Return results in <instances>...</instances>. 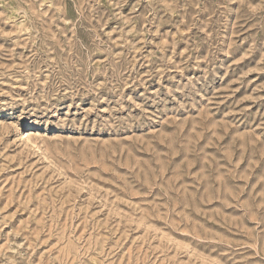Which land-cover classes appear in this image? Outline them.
I'll return each instance as SVG.
<instances>
[{"label":"rangeland","instance_id":"374dc122","mask_svg":"<svg viewBox=\"0 0 264 264\" xmlns=\"http://www.w3.org/2000/svg\"><path fill=\"white\" fill-rule=\"evenodd\" d=\"M0 264H264V0H0Z\"/></svg>","mask_w":264,"mask_h":264}]
</instances>
